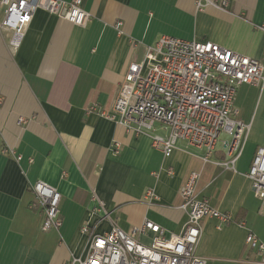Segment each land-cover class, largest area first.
Instances as JSON below:
<instances>
[{
  "label": "crops",
  "instance_id": "1",
  "mask_svg": "<svg viewBox=\"0 0 264 264\" xmlns=\"http://www.w3.org/2000/svg\"><path fill=\"white\" fill-rule=\"evenodd\" d=\"M228 1L222 11L196 10L193 0H82L90 13L84 26L39 9L15 49L0 30V149L21 155L0 151V264H68L72 256L84 257L89 236L80 232L83 223H95L98 233L112 222L132 232L149 219L178 232L186 220L179 188L194 170L200 171L198 196L234 219L221 226L202 219L197 253L206 264H260L245 235L252 231L264 242V206L245 172L255 148L264 147V84L237 88L234 105L249 128L234 169L214 163L226 157V138L207 162L203 150L185 141L166 157L152 147L150 133L135 135L86 112L90 103L111 107L129 63L142 60L161 34L211 40L264 65V0ZM36 180L61 194L58 230L43 231L41 210L30 207L29 185ZM147 189L157 195L151 202L143 199ZM134 236L149 244L153 233Z\"/></svg>",
  "mask_w": 264,
  "mask_h": 264
},
{
  "label": "built area",
  "instance_id": "2",
  "mask_svg": "<svg viewBox=\"0 0 264 264\" xmlns=\"http://www.w3.org/2000/svg\"><path fill=\"white\" fill-rule=\"evenodd\" d=\"M193 2L196 10L209 6L222 11L229 8L228 0ZM39 9L77 26L86 25L90 18L82 0H0V30L8 34L6 41L10 48L20 46ZM120 25L121 21L114 24L118 32H121ZM243 84L256 87L264 84V65L258 59L211 40L161 34L146 47L142 60L129 63L111 107L106 110L90 103L86 112H96L135 135L150 133L152 147L166 157L178 141H185L203 150L202 160L207 162L224 133L227 138L221 142L226 157L214 163L234 169L249 128L248 123L239 119L234 105L237 88ZM18 122H25V118L19 117ZM119 148V143H115L114 150L117 152ZM0 151L21 158L7 148ZM245 176L251 192L264 206L262 145L255 148ZM199 178L200 171H191L179 188L180 207L186 213L180 231H168L149 219L132 232H125L112 222L107 230L98 233L95 223H83L80 232L89 236L87 254L72 256L68 264H206V258L197 253L203 233L202 219L214 218L218 226L234 219L229 212L212 206L206 197L198 196ZM29 190L33 194L30 207L40 209L43 214L41 229L58 230L60 192L42 180L31 183ZM156 198L153 189H147L143 196L148 202ZM105 217L107 214L101 219ZM147 230L153 233L149 244L135 238L136 231ZM245 243L260 255L256 262L264 264V242L248 230Z\"/></svg>",
  "mask_w": 264,
  "mask_h": 264
},
{
  "label": "rangeland",
  "instance_id": "3",
  "mask_svg": "<svg viewBox=\"0 0 264 264\" xmlns=\"http://www.w3.org/2000/svg\"><path fill=\"white\" fill-rule=\"evenodd\" d=\"M220 138H227V135L224 134V133H222V134L220 135Z\"/></svg>",
  "mask_w": 264,
  "mask_h": 264
}]
</instances>
